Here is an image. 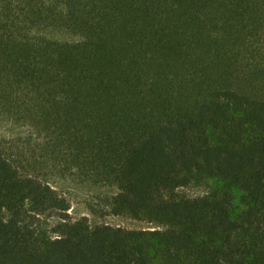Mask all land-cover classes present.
Wrapping results in <instances>:
<instances>
[{
  "label": "trees",
  "instance_id": "obj_1",
  "mask_svg": "<svg viewBox=\"0 0 264 264\" xmlns=\"http://www.w3.org/2000/svg\"><path fill=\"white\" fill-rule=\"evenodd\" d=\"M60 1L73 40L43 73L77 157L115 184L113 215L172 229L71 220L0 148V264H264V69L247 58L264 0ZM203 180L220 187L176 196ZM31 215L58 218L56 236Z\"/></svg>",
  "mask_w": 264,
  "mask_h": 264
},
{
  "label": "rangeland",
  "instance_id": "obj_2",
  "mask_svg": "<svg viewBox=\"0 0 264 264\" xmlns=\"http://www.w3.org/2000/svg\"><path fill=\"white\" fill-rule=\"evenodd\" d=\"M60 6V0H0L1 151L22 176L37 178L63 195L71 206V220L85 216L92 227L169 231L172 228L164 223L113 215L115 184L77 157L63 104L58 106L60 99L50 91L43 73L50 49L73 40L57 20ZM259 21L263 25L247 40V58L264 69V14ZM219 187L216 181L203 180L178 189L176 196L209 197ZM240 196L234 193L235 204ZM28 222L42 238H54L62 223L55 217L32 215Z\"/></svg>",
  "mask_w": 264,
  "mask_h": 264
}]
</instances>
